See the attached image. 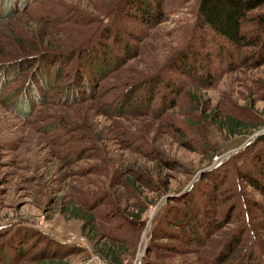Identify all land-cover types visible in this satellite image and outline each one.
I'll use <instances>...</instances> for the list:
<instances>
[{"label":"rangeland","instance_id":"374dc122","mask_svg":"<svg viewBox=\"0 0 264 264\" xmlns=\"http://www.w3.org/2000/svg\"><path fill=\"white\" fill-rule=\"evenodd\" d=\"M123 1L31 0L0 19V62L38 56L48 46L87 49L105 41L113 46L115 39L104 40L113 26L126 32L129 48H134L126 53L115 43L112 49L129 58L98 79L95 93H85L77 102L64 88L76 64L80 67L75 57L65 58L49 92H41L42 98L27 107L24 91L38 61L6 77L0 69V264H110L92 251L81 220L65 212L73 203L92 208L103 231L121 226L129 250L121 264H235L255 240L245 231L243 242L227 255L223 243L244 219L235 209L225 223L230 193L222 187L214 191L201 177L264 133V63L229 70L215 60L210 65L215 81L196 88L170 68L169 58L197 43L198 0H165L162 20L154 26L123 17ZM261 11L264 4L254 10ZM136 83L154 92L152 102L147 105L146 96L147 101L124 107L126 93ZM226 115L245 125L226 134L215 125ZM251 123L258 126L252 129ZM244 189L264 201L250 187ZM205 191L210 192L211 217L220 225L213 234L190 244L179 226L180 239L152 237L154 219L166 201L191 193L193 202H204ZM110 207L125 208L127 217L110 218ZM140 208L144 211L136 220ZM256 234L264 237L261 230ZM260 250L264 261V247Z\"/></svg>","mask_w":264,"mask_h":264},{"label":"trees","instance_id":"16d2710c","mask_svg":"<svg viewBox=\"0 0 264 264\" xmlns=\"http://www.w3.org/2000/svg\"><path fill=\"white\" fill-rule=\"evenodd\" d=\"M164 1L124 0L120 9L121 13H124V15L122 14L123 17L154 26L162 20ZM29 2L31 0H0V7L3 6L0 8V19L14 13L15 9L24 8L29 5ZM262 4H264V0H198L195 11V28L199 34L197 43L187 44L186 47L171 56L169 58L170 68L187 76L196 88H206L215 81V74L210 69V65L215 60L225 62V66L229 70L236 66L254 68L262 65L264 63V11L254 12ZM1 12L3 13L1 14ZM109 37L115 39L113 46L105 43L106 41L99 45L94 43L87 49H82L79 46L73 50H65L62 47L56 48L54 46L51 48L48 46L45 50L40 51L38 56H24V58H19L20 60L0 62L1 75L6 77L8 72L15 71L27 62L32 64V61H38L37 68L31 72L28 79L29 87L24 91L25 100L22 104L27 107L32 99L42 98L41 92L48 91L51 82L57 81L59 68L65 62V58L72 60L75 57L80 67L76 64L73 78L71 81L67 80L64 88L70 90L69 92L72 93L70 98L73 102H77V99H81L85 93L87 95L95 93L98 79L118 70L129 58L118 50L112 49L115 47V43L123 45L126 53L134 52V48H129L131 44L126 39V32L121 28L117 29L113 26L107 29L104 40ZM127 38L131 37L127 36ZM80 50L82 51L80 52ZM79 52L80 56L76 57ZM132 86L135 87L130 88L129 93H126L124 107L136 103L141 104L142 101H147L146 96L149 97L147 105L152 102L153 91L151 93L150 90H146L145 87H141L142 85H137V83ZM169 87L172 88V85L170 84ZM141 88H143V92L140 94ZM174 91L176 92V89ZM136 92L139 93L134 97ZM210 115L215 116L214 113ZM215 125L219 129L225 130L226 134L231 135L245 124L244 121L226 115L222 117L221 122L215 120ZM249 126L253 129L258 125L251 123ZM235 160L241 161L237 164ZM202 173L201 180L202 178L206 180L207 185L214 191L222 187V191L227 190L232 197L224 215V222H229V217L232 216L235 209L240 210L238 213L242 214L245 220L239 223L238 230L229 235L223 243L224 251L227 255L232 253L247 231L255 236V240H251L252 243L238 256L235 264H264L260 250L261 247H264V237H256L257 230L264 232V201L253 198L244 189L250 187L264 200V133L247 141L238 154H229L219 164V167L212 169L211 172L203 171ZM209 194L210 192L205 191L208 201L200 200L196 202L197 204L191 199V193L174 196L172 201H166L167 204L154 219L152 237L156 240L162 238L167 240L180 239V235L176 231L179 226H181L179 232L186 234V239L190 240V244H199L206 235L213 234L220 225L211 217L212 211L207 204V202L210 204ZM108 202L109 206H114L113 202ZM108 210H110L108 212L110 218L117 217L121 220L127 217V214L126 216L124 214L125 208L123 211L116 207ZM143 211V208L137 209L136 220L140 219ZM65 212L69 214L70 218L81 220V233L86 236L92 251L99 258L110 264H121L124 255L128 254L129 250L125 248L128 242L125 243L124 232H119L121 230L120 225L112 226L114 230L109 232L103 231L98 227V214H94L92 208L84 210L76 203L68 204L65 207ZM170 215L171 218L167 217ZM259 218H262L263 221H260ZM167 220L170 223L175 222V227L167 225L168 222L161 224L162 221ZM115 232L119 233L115 234ZM244 242L246 241L244 240ZM54 246L62 247L58 244ZM216 256L213 257V260ZM0 257H4L2 251H0ZM49 262L52 261L46 260L39 264H50Z\"/></svg>","mask_w":264,"mask_h":264}]
</instances>
